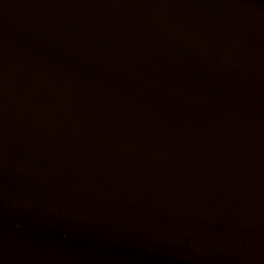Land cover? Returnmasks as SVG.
Listing matches in <instances>:
<instances>
[{
    "label": "water",
    "instance_id": "1",
    "mask_svg": "<svg viewBox=\"0 0 264 264\" xmlns=\"http://www.w3.org/2000/svg\"><path fill=\"white\" fill-rule=\"evenodd\" d=\"M188 1L211 10L210 0ZM15 18L0 11V41L54 68L264 123L257 79L97 42L74 49ZM0 264H264V187L172 175L0 119Z\"/></svg>",
    "mask_w": 264,
    "mask_h": 264
},
{
    "label": "bare ground",
    "instance_id": "2",
    "mask_svg": "<svg viewBox=\"0 0 264 264\" xmlns=\"http://www.w3.org/2000/svg\"><path fill=\"white\" fill-rule=\"evenodd\" d=\"M210 1L209 12L188 0H75L71 10L91 22L85 24L90 28L112 32L114 39L125 37L135 48H153L161 41L170 44L171 40L148 33L150 27L159 29L171 34L173 43L185 44L176 53L186 58L181 60L198 61L264 82V0L255 4L245 0ZM39 20L44 25L41 32L56 36L60 43L70 39L67 34L81 32ZM36 22L25 20L17 26L34 31ZM0 83L22 97L84 115L92 124L100 121L126 132L132 128L153 129L188 144L194 154L220 156L242 165V170L260 172L258 168H262L264 172L263 122L176 93L93 81L45 64L3 41Z\"/></svg>",
    "mask_w": 264,
    "mask_h": 264
},
{
    "label": "rangeland",
    "instance_id": "3",
    "mask_svg": "<svg viewBox=\"0 0 264 264\" xmlns=\"http://www.w3.org/2000/svg\"><path fill=\"white\" fill-rule=\"evenodd\" d=\"M72 2L75 0H0V11L9 13L12 17L16 16L17 19H15L18 22L25 20L36 22L41 19L44 22L50 21L52 24L58 23L65 27L64 30L74 27L81 31L77 35L67 34L70 37L68 41L72 43L74 49L90 50L91 42H97L103 46V51L139 53L157 58H182L177 57L176 53L186 46L183 43H173L175 38L171 34L149 26V35L161 40L167 38L171 40V43L167 45L162 41L155 42L153 48L138 49L132 46V42L125 37L114 39L112 32L96 31L97 28L92 29L85 25L88 21L82 20L71 10L73 9ZM36 24L32 25L36 33L52 37L49 33L41 32L44 25L40 20ZM166 47L173 52L170 54L165 51ZM22 96L24 95L10 90L8 85L0 83V119L55 140L77 144L98 154L118 157L172 175L218 184L264 187V176L260 175L261 171L264 173L262 168L256 167L260 172L251 171V173L250 170H242L243 166L235 163L234 160L223 159L220 156L194 154L188 148L177 146L151 132L144 133L137 129L126 132L123 128L116 126L114 128L113 125H105L100 121L92 124V121L85 119L84 115L80 116L58 107L38 103L31 97Z\"/></svg>",
    "mask_w": 264,
    "mask_h": 264
}]
</instances>
